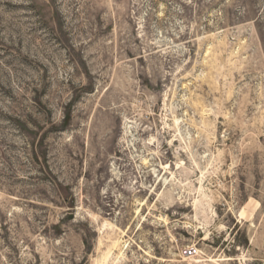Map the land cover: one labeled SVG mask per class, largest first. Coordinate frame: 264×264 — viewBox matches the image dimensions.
Here are the masks:
<instances>
[{
	"label": "rangeland",
	"instance_id": "obj_1",
	"mask_svg": "<svg viewBox=\"0 0 264 264\" xmlns=\"http://www.w3.org/2000/svg\"><path fill=\"white\" fill-rule=\"evenodd\" d=\"M0 264H264V0H0Z\"/></svg>",
	"mask_w": 264,
	"mask_h": 264
},
{
	"label": "built area",
	"instance_id": "obj_2",
	"mask_svg": "<svg viewBox=\"0 0 264 264\" xmlns=\"http://www.w3.org/2000/svg\"><path fill=\"white\" fill-rule=\"evenodd\" d=\"M182 256L188 259L198 256L197 250L194 247L186 248L182 251Z\"/></svg>",
	"mask_w": 264,
	"mask_h": 264
}]
</instances>
